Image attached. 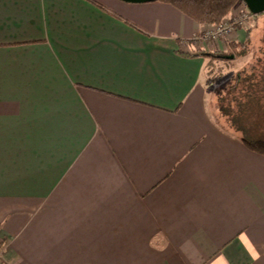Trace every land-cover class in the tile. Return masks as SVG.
Here are the masks:
<instances>
[{
    "label": "crops",
    "instance_id": "1",
    "mask_svg": "<svg viewBox=\"0 0 264 264\" xmlns=\"http://www.w3.org/2000/svg\"><path fill=\"white\" fill-rule=\"evenodd\" d=\"M215 27L159 0H0V264H264L260 45L243 132L219 58L190 55L228 49Z\"/></svg>",
    "mask_w": 264,
    "mask_h": 264
},
{
    "label": "rangeland",
    "instance_id": "2",
    "mask_svg": "<svg viewBox=\"0 0 264 264\" xmlns=\"http://www.w3.org/2000/svg\"><path fill=\"white\" fill-rule=\"evenodd\" d=\"M246 7V5H244V3H240L238 4V6H236V8L234 10H244ZM238 14V12H237ZM235 16V15H234ZM234 16L231 15V20L234 19ZM237 17V16H236ZM226 20V19H225ZM230 20V17H229ZM228 21V19H227ZM264 17H262L260 19V27L257 28V30L255 31L254 34V38H253V42H256L257 44L260 45V49L256 50V58H255V62L254 65H256V70L254 71V75H256L255 80L257 82L256 85L260 82L258 81L260 78V76H262L264 74ZM252 25V18L248 19L247 22L245 23V25H243L242 27H244V29H247V27ZM238 29V27H237ZM243 29V28H242ZM209 31V30H208ZM235 32V31H234ZM234 33L233 36L231 37H227V38H223L222 40H220L221 42H229L230 39H234ZM236 37V35H235ZM203 41V40H202ZM203 42H207V43H213V40H208V41H203ZM251 46V48H250ZM249 46V50L246 53L245 58L243 57H236V58H240V60H238L237 63H235L234 65H232V63L228 62L230 59H219L216 60L213 64V67H211L209 69L210 72V90L211 92L220 94V98L222 99V104L224 107L226 108H231L233 115H237L240 114V112L244 115V117L246 118V121L248 119V122L251 121V129H252V112L247 111L246 109H242L239 111V107H238V101L241 100L242 95H243V91L246 92L248 91V88H246L249 84L246 82V84H243L242 82H240L236 88V90L232 91V86L235 85V74L239 73L242 74V76L244 77L245 75H252V45ZM231 51H233V54L236 53L235 49L234 50H225V51H221L223 53H230ZM232 54V53H230ZM231 65L232 67L228 66ZM232 68V69H230ZM221 76V77H220ZM232 76V77H231ZM224 77V78H222ZM231 77V79H229ZM213 78V79H212ZM212 79V81H211ZM221 80V81H220ZM238 100V101H237ZM218 101V99H217ZM237 101V102H236ZM233 106V107H232ZM225 108V109H226ZM227 116V115H225ZM229 118V120L231 121L233 116L229 115L227 116ZM245 122V121H243ZM259 134H264V118L263 117H257L256 118V123H255V129L252 133V131H250V135L252 138H260ZM244 134V133H243Z\"/></svg>",
    "mask_w": 264,
    "mask_h": 264
},
{
    "label": "trees",
    "instance_id": "3",
    "mask_svg": "<svg viewBox=\"0 0 264 264\" xmlns=\"http://www.w3.org/2000/svg\"><path fill=\"white\" fill-rule=\"evenodd\" d=\"M159 1L172 5L173 7L177 8L180 12L190 17L199 24H211L216 26L222 24L223 21L233 13L234 9L236 8V6H238V4L244 3L243 0H159ZM250 14L252 18V25L247 27V29H244L246 33L244 43L242 44L237 43L238 45H236V42L234 41L228 42V49L229 50L235 49L236 53L233 54V51L230 52L232 54L223 53L219 50L209 53L204 50H199L190 53V55L194 57L210 56L212 59H217V58L227 59L233 55L235 57L245 56L249 50V46L252 45L255 31L257 30V28L260 27V19L264 17V13L255 15L250 12ZM238 28H244V27L239 25ZM242 80L245 81L246 79L245 78L243 79L241 78V76H238V78H236V82L233 88L236 89L238 84ZM220 100L222 101V99ZM222 105L223 104H221V107L224 110V112L229 116H233L232 122L236 125V127L238 126L237 127L238 130L244 132L242 127L243 126L242 117L238 115L237 116L233 115L231 108L229 107L226 108ZM244 141L250 149L264 153V139H259V140L244 139ZM3 246H4L3 243L0 242V258L2 257Z\"/></svg>",
    "mask_w": 264,
    "mask_h": 264
},
{
    "label": "built area",
    "instance_id": "4",
    "mask_svg": "<svg viewBox=\"0 0 264 264\" xmlns=\"http://www.w3.org/2000/svg\"><path fill=\"white\" fill-rule=\"evenodd\" d=\"M231 15H235L233 20H231L232 17L230 16V20H224L222 24L217 25L214 29L200 35V40H213L214 42L218 43L223 38H229L231 35H233L234 31L237 30L239 25H245L247 20L251 18L250 11L247 7H245V9L242 11L241 9L234 10Z\"/></svg>",
    "mask_w": 264,
    "mask_h": 264
},
{
    "label": "water",
    "instance_id": "5",
    "mask_svg": "<svg viewBox=\"0 0 264 264\" xmlns=\"http://www.w3.org/2000/svg\"><path fill=\"white\" fill-rule=\"evenodd\" d=\"M127 3H145V2H153L158 0H122ZM246 7L249 11L255 15L263 14L264 13V0H243Z\"/></svg>",
    "mask_w": 264,
    "mask_h": 264
}]
</instances>
